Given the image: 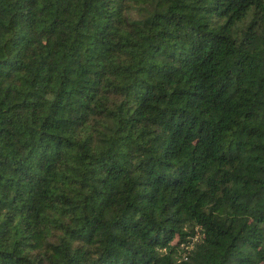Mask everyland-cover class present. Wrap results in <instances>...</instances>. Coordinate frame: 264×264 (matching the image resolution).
<instances>
[{
	"label": "trees",
	"instance_id": "trees-1",
	"mask_svg": "<svg viewBox=\"0 0 264 264\" xmlns=\"http://www.w3.org/2000/svg\"><path fill=\"white\" fill-rule=\"evenodd\" d=\"M0 264H264V0H0Z\"/></svg>",
	"mask_w": 264,
	"mask_h": 264
}]
</instances>
